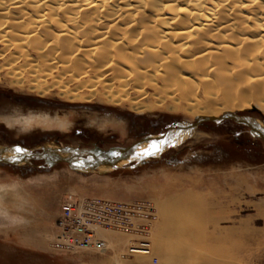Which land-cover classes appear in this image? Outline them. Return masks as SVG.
I'll return each mask as SVG.
<instances>
[{
  "label": "bare ground",
  "instance_id": "6f19581e",
  "mask_svg": "<svg viewBox=\"0 0 264 264\" xmlns=\"http://www.w3.org/2000/svg\"><path fill=\"white\" fill-rule=\"evenodd\" d=\"M0 58L10 83L20 88L26 75V87L38 96L52 87L67 102L97 97L139 113L154 107L141 102L149 88L158 105L179 94L195 118L219 117L248 104L246 99L222 102L220 110L225 112L220 115L213 107L239 88L264 95V0H0ZM255 103L264 112L261 99ZM10 119L5 120L11 123ZM25 119L28 127L69 124L64 118ZM17 187L0 186L3 229L29 223L18 215L30 205L24 198L14 200L17 211L7 205V195L18 192ZM176 206L180 208L168 212ZM195 207L176 197L158 204L160 221L153 235L149 226V235L161 264H186L192 250L179 243L189 235L191 243L198 240L188 231L190 218L186 219ZM257 210L263 211L264 203ZM222 219L208 223L215 228ZM99 235L117 258L129 242L108 230ZM202 262L198 264H210Z\"/></svg>",
  "mask_w": 264,
  "mask_h": 264
},
{
  "label": "rangeland",
  "instance_id": "374dc122",
  "mask_svg": "<svg viewBox=\"0 0 264 264\" xmlns=\"http://www.w3.org/2000/svg\"><path fill=\"white\" fill-rule=\"evenodd\" d=\"M3 61L0 58V144L34 147L52 142L81 148L125 147L142 137L159 135L176 122L193 121L196 117L190 114L188 103L179 94L172 99L169 96L161 106L154 102L156 93L149 88L145 89L141 102L154 107L139 113L129 110L127 105H109L97 97L89 102H67L52 87L46 95L38 96L26 87V75L22 87L12 85ZM199 90L197 97L202 100L203 91ZM241 90L228 96V100L224 98L213 104L219 110L218 115L225 112L220 110L222 102L246 99L248 104L233 109L232 113L258 119L264 125V112L255 105L257 99L264 103V95ZM129 96L133 98L135 94ZM28 116L64 118L69 124L63 128L40 124L28 127L24 125ZM222 122L204 123L192 138L166 150L159 158L106 175L76 174L65 164L50 169H41L40 164L25 165H35L41 170L34 174L0 167V186L18 185V192L11 190L7 195L9 209L20 197L30 204L18 214L28 224L5 229L0 226V264H153L151 257L127 256L133 235L124 231L108 230L129 239L119 258L104 242L99 253H53L51 243L60 217L59 203L67 193L109 200L146 199L152 206L146 213L150 216L146 223L152 235L160 221L158 204L171 197L179 198L187 207L196 206L195 211L189 209L192 211L186 213V219L190 218L188 231L198 240L191 243L193 239L189 235L179 243L183 249L192 250L186 264H198L202 260L210 264H214L213 260L218 261L216 264H264V210H257L264 203V145L246 126L232 120ZM179 208L171 207L168 212ZM211 219L222 220L214 228L208 223ZM3 221L0 217V223ZM148 237L151 238V233ZM166 241L173 243L172 238ZM152 256L161 264L155 249Z\"/></svg>",
  "mask_w": 264,
  "mask_h": 264
},
{
  "label": "built area",
  "instance_id": "2783aa9c",
  "mask_svg": "<svg viewBox=\"0 0 264 264\" xmlns=\"http://www.w3.org/2000/svg\"><path fill=\"white\" fill-rule=\"evenodd\" d=\"M151 203L146 199L136 201L109 200L101 197L65 194L59 203V221L51 250L57 255H75L80 252L99 253L103 250L100 230L130 232L133 235L127 256H151L149 239ZM135 235V236H134ZM156 264L157 257L151 256Z\"/></svg>",
  "mask_w": 264,
  "mask_h": 264
},
{
  "label": "water",
  "instance_id": "95a60500",
  "mask_svg": "<svg viewBox=\"0 0 264 264\" xmlns=\"http://www.w3.org/2000/svg\"><path fill=\"white\" fill-rule=\"evenodd\" d=\"M224 120H232L233 122L246 126L249 133L260 139L264 145V125L258 120L249 116L239 115L236 113H225L219 117H198L193 121H179L171 125L163 133L172 131L179 135L172 136L171 143H163L160 146V151L156 155L137 157L132 151L134 145H140L137 151L148 149L150 145L145 143L146 138L155 139L159 135L145 136L138 141L125 147L111 148H81L75 146L62 145L59 143H44L34 147H25L21 144H0V164L25 166L32 165L34 162L39 163L41 169H50L59 164H65L68 169L76 174L84 175H106L117 170L133 169L141 166L144 162L159 158L160 155L168 149L176 148L185 141L194 136L198 127L207 122L215 124L221 123ZM165 139H169L165 137ZM15 145H21L31 153L23 161L13 163L8 157L13 155L12 152L6 151ZM112 153H119L113 155Z\"/></svg>",
  "mask_w": 264,
  "mask_h": 264
},
{
  "label": "snow or ice",
  "instance_id": "6c2138e0",
  "mask_svg": "<svg viewBox=\"0 0 264 264\" xmlns=\"http://www.w3.org/2000/svg\"><path fill=\"white\" fill-rule=\"evenodd\" d=\"M174 135H179V133L176 132H166L161 133L158 137L155 139L149 137L146 138L145 143H148L150 147L148 149H145L143 151H137V149L140 147V145H134L132 151L135 152L137 157L143 156H152L158 154L160 151V146L163 143H171V137ZM165 137H168L169 139H165ZM6 151H10L13 153L11 157H8L7 159H10L13 163L21 162L23 161L27 156H30L31 153L28 152L26 148H24L21 145H15L10 149H7ZM113 155H118L119 153H112Z\"/></svg>",
  "mask_w": 264,
  "mask_h": 264
},
{
  "label": "trees",
  "instance_id": "16d2710c",
  "mask_svg": "<svg viewBox=\"0 0 264 264\" xmlns=\"http://www.w3.org/2000/svg\"><path fill=\"white\" fill-rule=\"evenodd\" d=\"M221 123H223V122H221ZM33 164L36 165V164H39V163L34 162ZM35 165L34 166L17 167V166H13V165H2V164H0V167L6 168V169H11V170L25 171V172H28L29 174H34V173L41 172V170L39 171V170H37L35 168Z\"/></svg>",
  "mask_w": 264,
  "mask_h": 264
}]
</instances>
